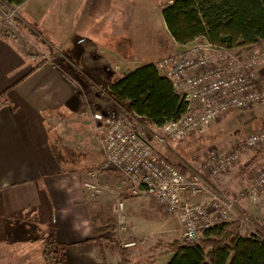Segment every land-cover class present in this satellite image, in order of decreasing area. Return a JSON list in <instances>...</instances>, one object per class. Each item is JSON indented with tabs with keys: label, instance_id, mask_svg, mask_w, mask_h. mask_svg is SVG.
I'll list each match as a JSON object with an SVG mask.
<instances>
[{
	"label": "rangeland",
	"instance_id": "rangeland-1",
	"mask_svg": "<svg viewBox=\"0 0 264 264\" xmlns=\"http://www.w3.org/2000/svg\"><path fill=\"white\" fill-rule=\"evenodd\" d=\"M164 2L172 0H30L26 11L21 9V4L1 9L0 23L11 37L20 42L26 40L22 42L24 50L35 53V62L52 58L68 67L82 88V102L92 104L88 101L95 91L110 96L107 87L111 77L107 67L123 74L138 64L157 62L188 45L173 40L167 47L157 43L156 34L168 37L161 14ZM263 126V109L255 105L203 125L182 141L167 139L161 145L153 139V134L158 132L156 129L147 126L145 132L158 152L169 153L173 161L184 163L191 174L203 173L202 166L209 149L227 152L237 134L258 131ZM253 157L255 153H245L222 178L226 182L221 188L225 193L236 195L240 188L250 183L258 166ZM102 158L99 154L95 164ZM77 167L85 171L83 187L93 210L92 218L97 219L99 225L106 224L107 217L117 222V237L128 249L130 264H145L149 259L152 263L157 260L155 264H165L172 256L166 252V244L181 236L180 219L154 206L146 195L133 194L130 182L118 171L102 170L97 165ZM86 182L96 184V190L86 188ZM211 184L214 186L215 182ZM198 196L207 199L210 195L205 192ZM120 202L124 204L123 209H119ZM262 216L254 204L241 196L231 218L242 217L245 230L254 232V223ZM42 233L40 235H45L46 240H51V230ZM131 241L135 244L126 246Z\"/></svg>",
	"mask_w": 264,
	"mask_h": 264
},
{
	"label": "crops",
	"instance_id": "crops-1",
	"mask_svg": "<svg viewBox=\"0 0 264 264\" xmlns=\"http://www.w3.org/2000/svg\"><path fill=\"white\" fill-rule=\"evenodd\" d=\"M29 1L20 5L23 11ZM5 33L0 23V264H44L42 251L49 242L59 247L67 264H118L116 248L107 244L103 259L94 240L85 171L77 166L100 167L108 119L128 111L96 91L88 101L92 104H85L68 67L52 58L37 66L35 53L24 50L26 40ZM55 136L78 158L59 163L49 143ZM99 154L102 161L95 164ZM202 171L212 185L204 164ZM225 175L214 186L223 188ZM199 197L191 199L208 200ZM46 229L51 240L40 235Z\"/></svg>",
	"mask_w": 264,
	"mask_h": 264
},
{
	"label": "built area",
	"instance_id": "built-area-1",
	"mask_svg": "<svg viewBox=\"0 0 264 264\" xmlns=\"http://www.w3.org/2000/svg\"><path fill=\"white\" fill-rule=\"evenodd\" d=\"M156 66L182 93L190 109L156 129L158 134H153V139L161 145L167 139H183L229 112L257 105L264 115V43L258 50L238 56L207 40H195L160 58ZM146 127L141 117L129 112L109 118L100 169L118 171L130 182L133 194L149 196L154 206L171 217H178L183 223L182 240L197 239L204 229L228 221L241 196L264 214V126L258 131L237 134L231 149L225 153L209 149L205 155V170L215 182L239 163L245 153L260 152L262 166L236 195L210 185L198 172H181L155 149ZM85 187L97 188L96 184L87 182ZM205 192L210 195L206 202H191L193 196ZM118 206L123 209L124 204L120 202ZM119 218L122 220L121 214ZM134 244L131 241L126 246Z\"/></svg>",
	"mask_w": 264,
	"mask_h": 264
},
{
	"label": "trees",
	"instance_id": "trees-1",
	"mask_svg": "<svg viewBox=\"0 0 264 264\" xmlns=\"http://www.w3.org/2000/svg\"><path fill=\"white\" fill-rule=\"evenodd\" d=\"M25 1L0 0V11L6 6L20 5ZM161 14L168 32V37L156 34V41L161 46L167 47L170 40L183 45L195 40H207L243 56L264 43V0H172L163 3ZM4 36L12 35L5 33ZM43 62L40 61L37 66ZM106 71L111 77L107 87L110 96L129 113L141 117L148 127L158 129L190 110L182 93L174 88L154 61L143 63L122 75L108 67ZM2 103H8V100ZM49 143L59 163L64 165L78 158L76 151L67 147L59 136ZM160 154L181 172H190L184 163L173 161L169 153ZM252 160L258 162L256 171L262 166L259 151L255 152ZM105 222L104 228H99V221L93 219L94 240L103 259L106 257L105 246L110 243L121 256L118 264H130L128 249L117 237V222L111 217H107ZM254 224L256 231L248 232L243 227L242 217H233L204 229L197 239L177 238L166 244V252L172 254L166 264H264V214ZM54 244L49 242L43 248V263L67 264L64 254ZM154 262L149 259L145 264Z\"/></svg>",
	"mask_w": 264,
	"mask_h": 264
}]
</instances>
